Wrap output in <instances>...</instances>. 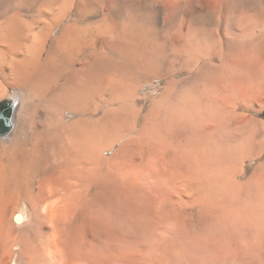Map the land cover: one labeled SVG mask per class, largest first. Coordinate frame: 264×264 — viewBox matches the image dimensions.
Here are the masks:
<instances>
[{"label": "bare ground", "instance_id": "6f19581e", "mask_svg": "<svg viewBox=\"0 0 264 264\" xmlns=\"http://www.w3.org/2000/svg\"><path fill=\"white\" fill-rule=\"evenodd\" d=\"M182 1L0 0V264L264 263L255 85L223 79L264 54V0L226 44Z\"/></svg>", "mask_w": 264, "mask_h": 264}, {"label": "rangeland", "instance_id": "374dc122", "mask_svg": "<svg viewBox=\"0 0 264 264\" xmlns=\"http://www.w3.org/2000/svg\"><path fill=\"white\" fill-rule=\"evenodd\" d=\"M183 3L184 4H183L182 13L184 16V24L186 26L185 29L189 27L186 32L189 33L188 30L190 31V29H193L195 26L196 27L206 26L208 28H211L213 26L218 29L219 34H221L220 37L223 40L224 44H226V42L229 40V31L231 28L230 26L232 25L234 20L236 21L238 19L239 21L243 17L249 16V13L253 14L256 12V10L259 9L258 8L259 2L257 0H244V1L243 0H185ZM259 55L255 54L249 56L251 57L249 59L253 58L252 59L253 61H251V63L250 62L244 63V61L241 60L236 63V61L232 59L230 61L231 63L229 62L231 65L230 64L227 65V67L231 69V70L228 69L229 76L226 77L225 75L223 79L226 78V80L225 82L223 81L225 83L223 84L226 85L225 88L227 87L229 88L230 86L233 88L234 91L240 90L241 86L252 87L255 85L254 93L247 100V104L250 106V109L243 112L248 114L252 118V121L255 120L258 122V126H255L257 128L256 131L258 137L257 145L259 146V148H261L260 138L264 136V54L262 55L259 54ZM233 61L235 62V64ZM216 62L219 63L218 61ZM254 108H258V109L254 110ZM250 123H249V127H253L254 123L253 122ZM258 129L260 130L258 131ZM109 154H111V152ZM246 164L249 166L248 168L253 167L255 165L253 163H250L249 161H247ZM234 240L233 243L235 244L233 245L234 246L233 248L237 250V253L235 252L234 249H232L236 254V255L234 254L233 257L232 254L234 252L233 253L232 251L229 253L224 252L223 255L221 251L220 252L217 251L216 249H214V247L212 248V246L210 245H202L199 248H195V247L193 248L192 246L191 247L188 246L189 248L187 247L188 248L187 252L189 253L188 254L189 258L185 260L184 263H179L178 259H176L175 257V255L177 254L175 253V250L173 248H168V257L167 259H165V261H162V263H160L161 261L152 262L150 264H164V263L165 264H176V263L177 264H259L257 262L258 260H256L257 259L256 255L252 254V252L245 250V248H242V246L239 245V243H236V241ZM139 247L140 246H138L137 249H139ZM142 249L143 247L140 248V250ZM244 251H246L247 253ZM250 253L252 255H250ZM86 256L89 255H87L86 253ZM230 256L232 258H230ZM55 258H56V264H61L60 254L57 253Z\"/></svg>", "mask_w": 264, "mask_h": 264}, {"label": "water", "instance_id": "95a60500", "mask_svg": "<svg viewBox=\"0 0 264 264\" xmlns=\"http://www.w3.org/2000/svg\"><path fill=\"white\" fill-rule=\"evenodd\" d=\"M8 114L5 108H3L2 113L0 114V130L1 131H7L9 126H8Z\"/></svg>", "mask_w": 264, "mask_h": 264}]
</instances>
